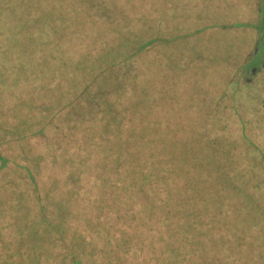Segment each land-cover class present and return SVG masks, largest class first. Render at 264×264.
Listing matches in <instances>:
<instances>
[{
    "label": "rangeland",
    "instance_id": "374dc122",
    "mask_svg": "<svg viewBox=\"0 0 264 264\" xmlns=\"http://www.w3.org/2000/svg\"><path fill=\"white\" fill-rule=\"evenodd\" d=\"M67 1L68 6L58 13L59 4ZM74 2L0 0V49L10 65L15 61L11 70L17 71L21 63L19 72H45L48 64L46 74L50 75L22 82L14 77V85L5 81L3 106L9 112L0 106V117L11 120L6 132L19 140L5 143L13 148L5 149L6 166L0 169V264L6 259L20 264H63L58 254L66 253V246L73 243H81L82 264H111L113 259L105 260L107 253L118 259L115 264L145 260L159 264L161 253L167 254L172 247L182 264H196L207 258L206 252L198 254L199 247L210 249L219 243L213 227H227L228 245L257 243L264 229V193L253 191V175L247 174L246 189L238 193L203 192L200 184L202 177L213 175L207 153L215 135L219 136L215 146H221L225 135L231 152H242L234 154L236 162H257L255 173L264 177V107L255 115V104H249L251 92L237 98L236 108L231 109L234 117L224 125L228 130L211 122L220 116L214 110L218 93L228 88L229 75L252 42L247 28L221 26L248 22L251 0ZM76 12L79 20L73 21ZM61 16L68 20L55 24ZM101 34L109 38V44L99 40ZM157 37L173 40L155 41ZM145 40L151 42L142 51L128 52L129 43ZM121 48L127 52L120 53ZM100 65L102 78L119 75L122 82L117 78L115 88L94 97L91 116L76 118L67 115L66 108L63 116L56 114L53 120L64 132L60 137L58 128L50 127L51 116L76 95L69 81L71 72L80 69L88 75L99 71ZM45 120L49 146L33 133ZM239 125H245L257 150L253 147L246 153L250 144L241 138ZM202 134L208 142L192 143L187 138ZM158 137L171 142L160 143L167 150L164 156L154 154L159 150ZM74 148L80 153H73ZM162 157L165 162L161 163ZM29 172L36 173L35 183ZM46 229L53 231V239ZM234 232L239 233L237 238ZM246 232L256 240L242 238ZM57 235L59 241L53 243Z\"/></svg>",
    "mask_w": 264,
    "mask_h": 264
},
{
    "label": "trees",
    "instance_id": "16d2710c",
    "mask_svg": "<svg viewBox=\"0 0 264 264\" xmlns=\"http://www.w3.org/2000/svg\"><path fill=\"white\" fill-rule=\"evenodd\" d=\"M80 0H76V2L72 3L73 5H78ZM32 3V2H31ZM54 3V2H53ZM69 2L67 1L66 4H59L60 7L62 9L59 10L58 13L62 14V10L68 6ZM249 4V3H248ZM251 5H248L249 11H250V15L251 18L248 20V22H235V23H229V24H225L221 27H225V28H231V27H245L247 28L248 32L247 34L250 35V38L252 40L250 47L248 49L247 54L245 55V58L243 59L242 62H240L235 69L233 70V72L229 75L228 78V88H223L221 92H219V96L216 98V100L214 101V110L216 112V114L219 116L217 118H213L210 121L214 124H218L220 125V129L223 130H228L226 129V127H224V125H227L228 120L230 119L231 116L234 117V113L231 112V109L236 108L237 106V98L239 97V95H242L244 92L247 93L248 91L251 92L252 98L249 99L250 101V107L252 104H255L254 108V113L255 115H257L256 112L261 113V108L263 109L264 107V97L261 95H264L261 91L263 90L264 92V0H251ZM19 8V7H18ZM47 8H49V6H44V9L46 10ZM77 16V12L75 14V19L74 20H79L76 18ZM79 17H80V13H79ZM19 18L24 19L26 17H21L19 14ZM63 19H58L55 24H59L64 20H68L65 17H60ZM13 20H15L13 18ZM11 21V19H10ZM81 22H83V19H81ZM13 22H11L12 25ZM53 23V22H50ZM15 24L12 25V28H14ZM89 26V25H88ZM103 27H105L103 25ZM107 28V27H105ZM104 28V29H105ZM111 29V27H109ZM109 33H111L109 30L107 31V37H109ZM102 35V36H101ZM99 35V37H101L99 40H103L105 43L109 44V41H107L109 38L105 37L104 34ZM97 37V36H96ZM155 41H161L163 42L165 40V42H171L173 39H168V38H160L157 37V39H154ZM122 42V40H119ZM119 41H111V44H115L116 42L119 43ZM146 42L140 43V44H131L129 43V45H127V49L128 52L129 50L130 53L135 54L138 53L140 51L143 50V48L149 44V42H151V40H145ZM137 42V40H135V43ZM121 45V43H119V46ZM55 49V48H54ZM121 52L123 53V51H125V49L121 48L120 49ZM127 52V51H125ZM119 53V52H118ZM52 55V54H51ZM43 57V56H42ZM119 57V55H118ZM53 57H48L47 59H52ZM121 58H123L121 56ZM127 58V57H125ZM141 58H143V56H141ZM9 57L5 54V52L3 50L0 49V106L5 105L3 102L5 101L4 97L6 96V92L8 90V88H5V81L8 83H12L14 85V81L13 78H18L21 82L26 80V79H39V78H43L44 77V73L46 74L48 72V64H46V69L45 72L43 70H36L34 71L35 73H31V72H27V71H22L19 72L18 70L23 69V67H21V63L19 66V69L17 71H13L11 70V68H13V66L15 65V61H13V64L10 65L8 62ZM14 60V57H13ZM17 60V59H16ZM49 61V60H48ZM104 62L102 61V64ZM117 65V64H115ZM30 66H33L32 64H30ZM111 66V65H110ZM55 69L58 70V66H55ZM75 73L71 72L70 77H69V81H73V83H71V85L74 86V89L76 90V95H74L73 98H71L69 101H66V103H64L60 108L55 109L52 112L53 117L51 116V123L52 125H50V127H53L54 130L55 128H58L59 131V135L60 137L63 136V133L60 132V128L59 125L56 123V121H54L53 119H55L56 114H58L57 116L61 115L63 116V109H65V111H67V115L69 114H73L74 117H79V116H91V114L89 113H93L94 110H91V101L93 99H95L94 97L99 95L100 93L102 94H106L108 93L111 88H115L113 86L117 85V81H119V79L122 82V77L119 75L116 76H112L110 77L109 80H107V77L102 78V73L103 71H101V65L99 67V71L93 72L91 71V73L88 72V75H84L83 71H80V69H77L74 71ZM55 72H51L50 74H53ZM119 73V72H117ZM120 74V73H119ZM47 75V74H46ZM50 75H47V78H49ZM73 77V78H71ZM131 77V76H130ZM119 78V79H117ZM117 79V80H116ZM131 82L129 81L131 87H134V83L132 81V79L130 78ZM260 80V82L258 81ZM84 81V82H83ZM120 82V83H121ZM127 81L124 82V85L126 86ZM118 87V86H117ZM131 87L129 89H131ZM125 88V87H124ZM109 89V90H108ZM124 90V89H123ZM132 90V89H131ZM255 91V92H254ZM254 92V95H253ZM13 95V94H12ZM250 95V96H251ZM77 101V102H75ZM75 102V103H74ZM234 104V105H233ZM5 108V111L7 112L8 109L6 106H3ZM69 107V108H68ZM260 108V109H259ZM16 108H14L11 111V115L13 113V111ZM235 110V109H234ZM9 112V111H8ZM61 112V113H60ZM89 112V113H88ZM263 113H264V109H263ZM67 115L65 117H67ZM232 117V118H233ZM2 117H0V169H2L4 166H6V151L5 149H10L13 148L11 146H5V143H9V144H15L17 143V141L19 140V137L17 135H13L10 133H7V129L6 127L9 125V122H5L7 120H1ZM257 119H259V116L257 117ZM262 119V117H261ZM245 120H247V118H245ZM254 121H257L254 119ZM209 122V121H208ZM210 122V123H211ZM259 122V121H258ZM241 123H243V119L241 120ZM48 122H46V120L41 123L38 124V129L36 131H33V133H35L36 137H40L41 142L43 143L44 146H49V135L47 133V128H48ZM247 124V122H246ZM245 124V125H246ZM245 125H239V127H237L238 131H240L241 134V138L245 140V143L248 142L249 145L246 146L245 151L246 153L251 152L254 150V148L257 150V145L254 144V142H251V139L247 136V134L245 133ZM263 125V124H262ZM61 127V126H60ZM264 127V125H263ZM63 131V130H61ZM50 133V132H49ZM7 134V135H6ZM230 134V132H229ZM3 135H6V139L2 140ZM160 135V134H159ZM211 137V135H210ZM192 143H196L197 139L200 142H204L207 139V135H201V137L199 138V136H194V135H189L187 137ZM222 144H220L221 146L217 145L218 141H219V136H213L211 137V143L213 144V148L211 149V151H209L207 153L208 156V162L211 163L210 165L212 166L211 169V173L213 172L212 176H205L202 177L200 179V184H201V191L203 192H215L216 194H227V190H230L229 192H242L243 190H245L246 188V184L248 179L246 178L247 174L249 175H253L254 179L252 181V186H253V191H255L256 193H264V190L262 188V182L264 181V177H258L255 173V169L254 167L257 165V162H251V159H249L248 163H243L242 165H240L239 163L236 162L237 158L234 156V154H240L242 152H234L229 149V143H227V139L225 138V135H223L222 137ZM220 138V140H221ZM249 140H248V139ZM139 141H143V139H138ZM208 140V139H207ZM206 140V141H207ZM68 141V140H67ZM66 141V142H67ZM208 142V141H207ZM160 143H163L165 145V143H167V145L171 144L170 139L168 137H158L156 140V146H157V150L154 154L157 156H164L165 152L167 150H165L166 147H159ZM245 143H243V147H245ZM140 144V143H139ZM73 147V144H71ZM140 147L142 145H139ZM254 147V148H253ZM163 149V150H162ZM215 150H218V152L216 151V153L214 152ZM70 154L73 153H80V151H77L75 148L73 149V153H71V151H69ZM258 152V151H257ZM5 155V156H3ZM216 155V156H215ZM241 155V154H240ZM254 156H252L253 158ZM261 157H264V154H261ZM159 158V157H158ZM153 159V157H152ZM157 159V157H156ZM69 161H71V159H69ZM72 162V161H71ZM165 162V157H162L161 159V163ZM39 165V164H38ZM188 165V164H187ZM186 166H183V168L185 169ZM41 165H39L40 167ZM217 174H216V172ZM169 171V169H168ZM171 171H173V167H171ZM175 171H177V169H175ZM189 171V168L185 169V173H187ZM41 172H43V168L41 167ZM179 172H181V170H179ZM185 173H183L185 175ZM36 174V173H35ZM35 174L33 172H29V179L32 182H36V178H35ZM175 175H177V173H175ZM245 176V178H244ZM163 190V187H162ZM235 229L234 227H229V230ZM214 230V235H215V241H217V239H219V243H215L210 249H207L206 247H199L198 249V254L200 255L201 253L205 256V252H206V261L205 262H197L196 264H264V229L263 231H261L257 237V243L255 242H250L247 243L246 245H240L239 242L233 241V243H229L226 244L225 243V239H224V234L225 231H227V227H213ZM56 231V230H55ZM45 232H52L53 231H47V229L45 230ZM231 232V231H229ZM50 236V240L51 238L53 239V235L54 233ZM239 233H237L235 235V232L233 233L234 238H237V235ZM95 235V234H94ZM242 238H246V239H252V240H256L254 238V235L251 233H244L242 235ZM262 236V241H258L259 237ZM31 237H33V240H35L36 238V233L33 234ZM90 240L92 241V236L89 237ZM244 240V239H242ZM59 241V236H55L53 243H56ZM21 242V241H19ZM225 243V245H223V243ZM36 247V246H35ZM63 247H65V245H63ZM66 253H62L58 254L57 258H60V260L64 261L65 263L63 264H82L81 263V258L84 257V253H83V249L81 247V243H73L70 246L67 245L66 246ZM176 248H171V251L168 252L167 254L163 255L161 253V260L159 264H182V262H180V260L177 258L176 254L173 253V251H175ZM209 252V253H207ZM185 253V251H184ZM186 254L189 255L190 252L187 250ZM109 260L111 261V259H113V261H111V264H115V261L118 260L116 258H113V255H111V253H107L105 260ZM2 264H20L19 260H15V259H6L5 261H3ZM117 264H121L119 262H117ZM135 264H147L146 260L145 263H141V261H137V263ZM157 264V263H156ZM184 264H193L190 261H187Z\"/></svg>",
    "mask_w": 264,
    "mask_h": 264
}]
</instances>
